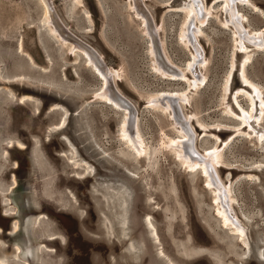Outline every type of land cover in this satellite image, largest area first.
I'll use <instances>...</instances> for the list:
<instances>
[{
	"label": "rangeland",
	"instance_id": "obj_1",
	"mask_svg": "<svg viewBox=\"0 0 264 264\" xmlns=\"http://www.w3.org/2000/svg\"><path fill=\"white\" fill-rule=\"evenodd\" d=\"M46 1L63 35L43 0H0V264H264V0H197L208 16L190 43L189 0ZM82 42L132 110L97 96ZM159 94L185 101L173 116ZM181 120L198 155L218 151L243 233L170 146Z\"/></svg>",
	"mask_w": 264,
	"mask_h": 264
},
{
	"label": "bare ground",
	"instance_id": "obj_2",
	"mask_svg": "<svg viewBox=\"0 0 264 264\" xmlns=\"http://www.w3.org/2000/svg\"><path fill=\"white\" fill-rule=\"evenodd\" d=\"M43 1L45 3L47 13L51 18V21H50L51 24L55 27V31L57 33L58 32L60 33V27L58 26V23L54 20V15H53V12H52V9L49 3L46 0H43ZM233 1L234 0H230V3L232 4ZM186 8H187V16H186V21H185V24L182 30V38L185 39V41H187L188 43H190L193 40V35H194L193 31H195L196 33L199 31L198 26L204 25V23L207 20L208 14L207 12L205 11L202 12L199 8H197V0H189V2H187L186 4ZM226 11L227 12L229 11L228 7ZM228 20L229 21L234 20V22L237 23L238 17L235 16L234 13H233V16L229 14ZM143 23H145L146 25L145 21H143ZM262 34L261 33L253 34L252 36H249L248 38L255 41L259 45H262L263 44ZM64 40L68 41L69 38H65ZM240 45H241L240 47H243L242 42H240ZM77 47H78L77 45L73 44L71 49L74 51L75 49H77ZM158 53L159 52L157 50V47H153V54H155V57H156L155 58L156 59V69L166 74L169 69L167 68V65L163 63V61L159 60ZM86 55L89 58L90 63H93L95 67L97 66V69H98L97 71H99V73L104 77L103 79L105 80V87L102 89L100 93H98L97 96H100L101 98L106 99L107 101H112L117 106H119V103H120L123 107H127L129 110H132L129 106H127L126 104L122 103L119 99H117L111 92L110 88L107 87L110 81L109 79L113 77L112 73L109 71H106L108 72L106 74L102 70V68L99 67L96 60L90 57L88 53H86ZM192 60H193V63L197 62L196 58ZM192 64L189 65V68L192 67ZM257 94H255L256 96L254 97V100L256 99L258 100ZM181 95H176V94L160 95L159 94V96H156L154 98L152 97L153 99L151 100V103H153L154 105H162L165 110H169L174 116L175 115L174 107L176 106L175 104L172 105V103L176 101H185V96H181ZM257 103H260V102L257 101ZM253 110H254V107L251 108L250 112L252 113ZM249 117H250V113L242 114V118L244 120L249 119ZM124 122L125 123L122 128L123 136L131 143L135 151H137L140 154L143 153V149H144L143 141L141 140V137L137 130L136 123L134 121H131L130 118H128V115ZM182 124L186 125L187 123L183 122ZM185 127L183 125L181 126L180 133L182 136L179 139H174L173 141H171L170 146L177 152V155L179 156V158L183 161L184 165H187L189 169L196 170L199 167H201L202 172L207 177L208 184L214 187V193H215L214 199L219 204L218 212L222 216L223 221L226 224L234 227L236 231L243 233L244 230H242V227L239 226L235 222V220L231 217V206H230L231 201H230V195H229L230 192L228 191V189L224 188L221 184H219L218 182L219 180H217V176L215 174L213 165L218 162V153H217L218 151L216 149L215 150L213 149V150L207 151L206 154L204 155H198L194 151V149L191 147V143L189 141V139L192 140V134L190 132L188 134ZM190 147L192 148V150L189 149Z\"/></svg>",
	"mask_w": 264,
	"mask_h": 264
},
{
	"label": "water",
	"instance_id": "obj_3",
	"mask_svg": "<svg viewBox=\"0 0 264 264\" xmlns=\"http://www.w3.org/2000/svg\"><path fill=\"white\" fill-rule=\"evenodd\" d=\"M70 36V35H69ZM78 41V40H77ZM79 43H80V41H79ZM82 44H84L85 45V49L91 54V56L96 60V62L100 65V67L103 69H105L106 67H104L103 66V64H102V60H101V58L99 57V55L97 54V52H95V50H93L91 47H89L88 45H86L85 43H83L82 42ZM159 54H160V59L166 64V62H165V59L163 58V56L161 55V53H160V51H159ZM103 69V70H104ZM109 83H110V87H111V92L113 93V95L117 98V99H119L122 103H124V104H126L127 106H129L131 109H133L132 108V106H131V103L126 99V98H124L122 95H120L118 92H116V91H114L115 89L113 88V86H112V84H111V81H109ZM175 104V102L173 103V105ZM175 106H176V104H175ZM174 109H175V112H177V107H174ZM181 122L183 123V121L181 120ZM185 123V122H184ZM184 125V127L186 126L185 124H183ZM186 128H187V126H186ZM188 129V128H187ZM192 143V142H191ZM191 147L193 148V143L191 144ZM189 148L190 150H192V148Z\"/></svg>",
	"mask_w": 264,
	"mask_h": 264
}]
</instances>
